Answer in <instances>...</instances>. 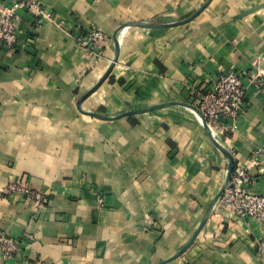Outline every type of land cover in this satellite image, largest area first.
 <instances>
[{"label": "crops", "instance_id": "crops-1", "mask_svg": "<svg viewBox=\"0 0 264 264\" xmlns=\"http://www.w3.org/2000/svg\"><path fill=\"white\" fill-rule=\"evenodd\" d=\"M38 1L43 14L20 10L19 44L0 50V229L23 236L22 256L0 264H264V226L219 202L180 254L229 168L192 109L102 120L77 108L108 71L116 32L118 62L84 111L192 105V87L241 72L247 109L221 144L264 194V0H212L166 29L126 25L181 22L206 0ZM91 27L112 37L94 53L76 42ZM15 181L48 205L4 194Z\"/></svg>", "mask_w": 264, "mask_h": 264}, {"label": "built area", "instance_id": "built-area-1", "mask_svg": "<svg viewBox=\"0 0 264 264\" xmlns=\"http://www.w3.org/2000/svg\"><path fill=\"white\" fill-rule=\"evenodd\" d=\"M20 10L35 16L43 14V6L38 0H12L10 4L0 0V50L11 51L19 44ZM111 41V36L96 27L87 28L76 37L78 47L89 53L101 51ZM191 96L192 105L201 112L219 141L238 132L248 105L244 74L230 70L213 75L200 89L192 87ZM255 155H259V152L256 151ZM250 183L251 178L246 170L237 168L219 204L227 212L255 220L264 226V194L252 191ZM4 194L23 196L37 209H44L48 205L46 194L18 181L8 184ZM22 243L23 236H9L0 229V257L5 262L22 256ZM259 251L264 253V241L259 244Z\"/></svg>", "mask_w": 264, "mask_h": 264}, {"label": "water", "instance_id": "water-1", "mask_svg": "<svg viewBox=\"0 0 264 264\" xmlns=\"http://www.w3.org/2000/svg\"><path fill=\"white\" fill-rule=\"evenodd\" d=\"M212 2V0H206L205 3L201 6V8H199L194 14H192L189 18H187L186 20H183L181 22H176V23H170V24H156V23H149V22H134V23H130L127 24L126 26L132 27V26H137V27H142V28H146V29H166V28H172V27H176L178 25H184L187 24L191 21H193L196 17H198L208 6L209 4ZM118 33L116 32V34L113 36L114 40H115V45H116V49H115V57L112 60L110 67L108 68V71L106 72L105 76L102 78V80L96 85L94 86L89 92H87L86 94H84L77 103V108L78 110L86 115L98 118V119H102V120H115L118 118H122L125 116H129L132 114H139V113H144V112H151V111H155L161 108H165V107H171V106H176V105H181V106H185L189 109H192L198 116H200L202 118L203 121V127L204 130L207 134V136L212 140V142L229 158V168H228V174H227V178L225 180V182L223 183V185L221 186V188L219 189L218 193L216 194L215 198L213 199V201L211 202L206 215L204 216V219L202 221V224L200 226V228L197 230V232L195 233V235L193 236V238L189 241V243L182 249V251L180 252L183 253L190 245L191 243L195 240V238L197 237V235L199 234L200 230L202 229V227L204 226V224L206 223L208 217L210 216V214L212 213L213 209L215 208V206L217 205V203L220 201L224 191L228 188L230 181H231V177L233 175L234 169H235V162L234 159L232 157V155L228 152L227 149H225L222 144L221 141H219L211 132V130L209 129L205 119L203 118L201 112L195 108L193 105H189V104H184V103H175V102H170V103H164V104H158V105H154V106H150V107H146L143 109H139V110H134V111H129V112H125L123 114H120L118 116L115 117H108V116H104L101 115L99 113H95V112H87L84 111L82 109V104L83 102L90 97L94 92H96L101 86L102 84L105 82V80L108 78V76L110 75V73L113 71L116 63L118 62L119 59V54H120V46H119V42H118ZM179 254V255H180Z\"/></svg>", "mask_w": 264, "mask_h": 264}, {"label": "rangeland", "instance_id": "rangeland-1", "mask_svg": "<svg viewBox=\"0 0 264 264\" xmlns=\"http://www.w3.org/2000/svg\"><path fill=\"white\" fill-rule=\"evenodd\" d=\"M149 23H151V22H149ZM156 24H170V23H160V22H156Z\"/></svg>", "mask_w": 264, "mask_h": 264}, {"label": "trees", "instance_id": "trees-1", "mask_svg": "<svg viewBox=\"0 0 264 264\" xmlns=\"http://www.w3.org/2000/svg\"><path fill=\"white\" fill-rule=\"evenodd\" d=\"M118 33V32H117Z\"/></svg>", "mask_w": 264, "mask_h": 264}]
</instances>
